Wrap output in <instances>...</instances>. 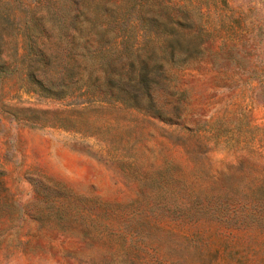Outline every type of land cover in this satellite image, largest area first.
Returning a JSON list of instances; mask_svg holds the SVG:
<instances>
[{
  "label": "rangeland",
  "instance_id": "obj_1",
  "mask_svg": "<svg viewBox=\"0 0 264 264\" xmlns=\"http://www.w3.org/2000/svg\"><path fill=\"white\" fill-rule=\"evenodd\" d=\"M139 15L181 41L140 51L159 67L142 111L22 88L23 64L118 48ZM17 61L0 264H264V0H0V65Z\"/></svg>",
  "mask_w": 264,
  "mask_h": 264
},
{
  "label": "trees",
  "instance_id": "obj_2",
  "mask_svg": "<svg viewBox=\"0 0 264 264\" xmlns=\"http://www.w3.org/2000/svg\"><path fill=\"white\" fill-rule=\"evenodd\" d=\"M175 6L179 11L184 8ZM170 7L168 5V8ZM66 18L60 17L59 21L62 20L65 24L68 20ZM120 30L121 35L117 37V40L120 39L118 48H114V42H104L96 50L77 53L84 55L81 60L65 62L37 58L36 61L23 64L21 70L25 78L22 88L45 98L73 99L74 105L78 106L121 104L128 109L142 111L146 100L151 99L152 88L156 84L152 73L159 67H151L148 60L143 61L139 55L140 51L151 50L159 44L163 55H168L169 49L181 45V41L175 37L160 36L143 15L137 16L134 21H129L124 16ZM52 68L60 69L63 74L45 81L43 73ZM19 69L18 61L8 67L0 65V78L3 74L10 75ZM87 69H93L98 74L90 71L87 76L83 75L81 72ZM0 107L11 109L10 105L3 102H0Z\"/></svg>",
  "mask_w": 264,
  "mask_h": 264
}]
</instances>
